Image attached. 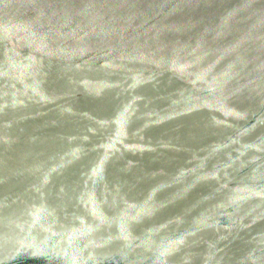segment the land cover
Returning <instances> with one entry per match:
<instances>
[{"label": "water", "instance_id": "obj_1", "mask_svg": "<svg viewBox=\"0 0 264 264\" xmlns=\"http://www.w3.org/2000/svg\"><path fill=\"white\" fill-rule=\"evenodd\" d=\"M0 264H264V0H0Z\"/></svg>", "mask_w": 264, "mask_h": 264}]
</instances>
